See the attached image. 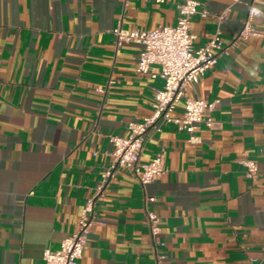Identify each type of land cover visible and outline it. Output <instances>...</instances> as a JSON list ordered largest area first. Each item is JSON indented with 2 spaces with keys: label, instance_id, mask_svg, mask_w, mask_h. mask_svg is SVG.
<instances>
[{
  "label": "crops",
  "instance_id": "0c3cea01",
  "mask_svg": "<svg viewBox=\"0 0 264 264\" xmlns=\"http://www.w3.org/2000/svg\"><path fill=\"white\" fill-rule=\"evenodd\" d=\"M179 3L0 0V264H44L91 197L76 264H264V0H209L191 18L196 46L220 32L225 48L188 91L214 102L212 125L194 140L172 122L148 129L139 162L161 153L164 173L141 186L119 167L98 191L109 136L149 116L163 84L136 72L140 45L113 28L172 26ZM250 4L259 34L236 39ZM244 158L257 162L254 178Z\"/></svg>",
  "mask_w": 264,
  "mask_h": 264
},
{
  "label": "built area",
  "instance_id": "2783aa9c",
  "mask_svg": "<svg viewBox=\"0 0 264 264\" xmlns=\"http://www.w3.org/2000/svg\"><path fill=\"white\" fill-rule=\"evenodd\" d=\"M154 1L164 2L165 0ZM208 1L180 0L177 20L172 26L159 25L153 29H125L118 25L113 28V33L119 42H133L140 45L141 49L135 64L136 72L152 78L158 76L163 80V84L154 90L152 112L149 116L141 121L128 123L125 135L109 136L110 146L107 152L111 156V164L102 174L98 191L119 167L128 169L141 186H146L164 173L161 153L149 162H139L148 129L159 130L160 123L172 122L177 125L178 129L188 132L190 139L194 140L193 133L201 123L207 126L212 125L210 113L214 109V102H207L188 94L206 70L217 61L218 56L225 51L220 32L210 34L201 45L194 44L195 35L190 32V20L195 15L205 16L207 14L205 4ZM238 1L232 0L233 3ZM257 15V7L250 4L236 39H246L259 34L252 25ZM218 18L223 21L226 15L221 14ZM152 65L159 66V70L151 69ZM178 108L181 111L180 115L176 116L174 112ZM241 162L245 168V174L254 178L258 171L257 162L249 158H244ZM155 200V196L146 195L144 201L145 215L153 240L160 232L159 217L149 207V204ZM93 208L94 197H91L86 200L82 208L77 230L65 237L58 249L46 248L43 251L44 264H76L90 232Z\"/></svg>",
  "mask_w": 264,
  "mask_h": 264
}]
</instances>
